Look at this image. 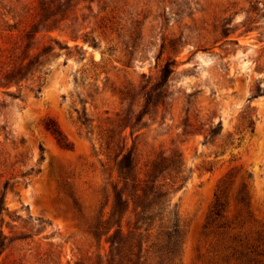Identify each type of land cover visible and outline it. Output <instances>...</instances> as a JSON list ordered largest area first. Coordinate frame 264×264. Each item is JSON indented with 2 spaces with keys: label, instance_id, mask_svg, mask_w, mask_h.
Returning <instances> with one entry per match:
<instances>
[{
  "label": "rangeland",
  "instance_id": "374dc122",
  "mask_svg": "<svg viewBox=\"0 0 264 264\" xmlns=\"http://www.w3.org/2000/svg\"><path fill=\"white\" fill-rule=\"evenodd\" d=\"M217 195L264 250V0H0V264H228Z\"/></svg>",
  "mask_w": 264,
  "mask_h": 264
},
{
  "label": "trees",
  "instance_id": "16d2710c",
  "mask_svg": "<svg viewBox=\"0 0 264 264\" xmlns=\"http://www.w3.org/2000/svg\"><path fill=\"white\" fill-rule=\"evenodd\" d=\"M172 72H173L172 67L167 66L164 69L163 76L168 77ZM47 128L55 135V137L62 146L71 148L72 146L71 142L68 141L67 137L64 135L63 131L56 123L54 122L48 123ZM221 129H222V124L221 122H219L215 127L211 129V133L217 134ZM104 140L108 155L109 156L114 155L115 165L118 166L120 171L127 170L131 172L134 168V161H135L133 148H130L127 146L128 144H125L123 148L119 152H117V148H119V145L116 137L110 135L109 133H106L104 135ZM160 158L166 160V157L161 156ZM157 166L158 163L156 161H153L148 171H146L144 177L140 178L139 180L141 182H144V184L150 183L152 181V177L155 174V170ZM159 185L160 187L163 186L162 183H160ZM138 190H140L139 195H137L139 199L141 198L142 200L144 199L148 200L151 197H154L153 203H155L157 207L162 208L160 207V205L163 204L161 200L166 195H147V191L144 188H139L137 189V191ZM235 200L237 206L240 207V212L238 214L239 215L238 217H241L245 213L251 212L250 200L248 199L247 195H245L244 188L240 189L239 195H236ZM128 201L129 198L125 199L123 195H115L112 203V209L109 213L107 220L115 219L121 213V209L123 208L125 203L127 204ZM166 202H167L166 206L170 204L169 200H166ZM228 205L229 202L227 195H217L213 209L211 210L210 213V221L212 222L211 224H215L219 219L220 221H222L223 218H227L225 212ZM138 208L141 209L138 212L136 211V215H142L145 213L146 207L142 203H139L137 205L136 210H138ZM146 219H149V217H147ZM144 224H147L146 221H144ZM217 224L218 227H216L214 231L213 229H211L210 232L216 234V231L217 233L219 231L218 233L219 237L217 238L218 239L217 241L221 242L222 246L227 251V254L223 258L224 261H226L229 264L230 260L234 258L240 261L241 262L240 264H245L246 263L245 259H249L248 261L253 262L254 264H264V250L259 252L256 248H254L253 245H250L248 242H246V240L244 241V239L240 238L237 233L230 232L229 229L231 228V225L229 224L228 221H222L220 222V225L219 222H217ZM113 227L114 225L110 227L109 231L112 230ZM119 227L115 229V232L113 234H111V239L109 241L112 242V246H114L116 243L119 242L117 241L118 235L123 233V227L121 225H119ZM136 228L140 229L141 227H136ZM145 230L147 231L149 230V228H145ZM174 231L177 232L178 230L175 229ZM131 233L132 230H129L128 233L125 235L126 241H128V238L130 237ZM115 234L116 236H114ZM170 239L175 241V243H177L178 237L177 236L173 237V235H171ZM148 248L149 246L146 245L145 248L143 247L141 248V251H143L144 249L147 253L149 250ZM135 255L137 256V254ZM143 257L144 255L141 256V258ZM134 264H137V262H134Z\"/></svg>",
  "mask_w": 264,
  "mask_h": 264
}]
</instances>
